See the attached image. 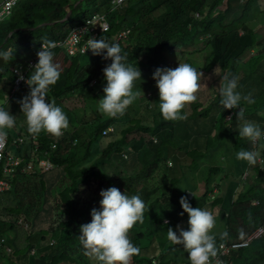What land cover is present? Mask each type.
Segmentation results:
<instances>
[{
  "label": "trees",
  "instance_id": "1",
  "mask_svg": "<svg viewBox=\"0 0 264 264\" xmlns=\"http://www.w3.org/2000/svg\"><path fill=\"white\" fill-rule=\"evenodd\" d=\"M117 1L23 0L14 7L11 17L0 23V46L15 48L13 59L18 64L25 63L40 50L43 40L65 39L74 28L96 15H106L109 29L100 32L97 39L103 37L118 43L133 66L149 67L165 62L167 67L175 68L176 62L168 61L172 55L193 67L197 64L203 74L197 101L186 105L183 112L187 119L182 121L163 120L160 112L157 115L152 97L140 100L133 108L131 105L123 117L108 118L98 112L97 103L104 95L103 69L111 60L94 56L90 50L77 56L55 50L54 63L59 65L61 76L50 92L55 104L66 113L69 128L60 137L44 132L31 135L18 121L6 134L7 155L15 154L23 162L21 166L13 165L11 171H5L2 164L0 170V177L9 185L0 191V239H5L0 242V264H96L79 243V228L91 221L93 208L99 209L100 191L112 186L122 194L140 195L146 205L143 222L128 233L130 241L140 249L130 264H189L182 246L167 239L169 227L175 230L178 224L187 226V213L186 219L180 215L181 196H186L190 189L196 191L192 178L201 176L206 192H196L195 199L200 205L207 204L208 184L221 188L223 179L232 178L228 170L231 149L238 152L250 149L247 140L232 137L239 125L237 118L234 122L238 111L228 121L232 109L219 105V86L227 71L239 78L238 90L242 94L251 93L258 83L264 86V52L252 55L263 47L258 16L261 14L264 22V0ZM69 11L71 21H62ZM77 15L81 16L79 22L75 21ZM92 26L100 30L101 21L94 20ZM127 30V36L117 41L116 34ZM143 53L147 63L139 61ZM197 53L199 56H195ZM8 73L13 83L14 75ZM152 74L138 86L155 89ZM138 86L134 89H140ZM90 94L95 98L91 104L86 100ZM80 96L85 99L84 106L71 108L64 104L65 99ZM4 98L6 95L0 93V99ZM254 99L260 101L251 105V111L264 108V92L255 94ZM142 112L156 117L154 126L143 125ZM133 118L138 121L132 122ZM138 126L149 137L145 134L134 137L133 131ZM154 137H158V142ZM128 145L131 156L124 159L122 150ZM189 158V164L183 162ZM207 158L213 167L204 176L206 168L201 161ZM44 162L52 166L50 171L45 170ZM28 165L33 166V173L22 169ZM225 171L228 175L223 178ZM256 171L263 174L260 168ZM53 172L61 174L56 181L50 179ZM258 183L264 185V176H259ZM258 183L247 186L234 200L232 213L236 221L230 217L231 213L226 216L224 211L220 212L223 228L236 222L240 231L252 232L264 224V200L261 207L252 212L249 209L253 198L258 196ZM221 201L216 199L211 206ZM19 219L29 222V227L25 228ZM262 262L264 238L236 252L230 264Z\"/></svg>",
  "mask_w": 264,
  "mask_h": 264
},
{
  "label": "clouds",
  "instance_id": "2",
  "mask_svg": "<svg viewBox=\"0 0 264 264\" xmlns=\"http://www.w3.org/2000/svg\"><path fill=\"white\" fill-rule=\"evenodd\" d=\"M3 1L5 0H0V3ZM21 1L23 0H18L14 7ZM121 1L123 0L117 2L120 3ZM11 15L6 16L1 22L10 18ZM260 15L258 19L260 18L263 21ZM65 18L62 21H66ZM94 20L101 21L100 30L92 26ZM106 23L108 25L107 29L104 27ZM262 24L260 23V25ZM109 26L110 23L106 15H96L93 20H88L86 24L74 28L65 39L53 42H44L45 40H43L40 50L27 62L21 64H18L16 59L12 61L15 48L0 46V62L7 64L11 61L12 64H8L7 67H9L8 71H11L14 75L12 87L5 94L6 98L3 101L6 105H9L12 103L9 101L11 98L18 96V94L20 97L25 95L20 101L18 100V103L27 125L23 124L22 121L19 122L25 126V130H28L29 134L39 135L44 132L60 137L63 131L69 128L66 113L62 107L55 104L50 92L51 86L55 85L61 76L59 65L54 63V54H56L54 51L59 49L69 56H77L78 53L83 54L90 50L94 56L111 60V63L103 69V77L106 82L103 86L104 95L97 103V110L102 115L108 118L123 117L131 105L133 108L140 100L152 97L157 104V115L160 112L163 120L182 121L187 119V115L183 110L186 105L197 101L196 93L200 89V80L203 76L202 72L198 71L199 66L195 64L194 68L187 62L182 63L178 57L173 55L168 57V61H175L177 64L175 68L167 67L165 62L149 67L143 65L133 66L127 62V55L122 52L118 43L109 42L103 37L97 39L100 32L108 31ZM259 31L264 32L261 26ZM127 34L128 30L119 31L116 34L117 41L121 40L122 37H126ZM11 35L12 32L9 36ZM73 36L75 38L72 39ZM262 36L263 38L259 40H261L263 47L257 48L252 55L260 53L261 50L264 52V35ZM144 55L143 53L139 61L145 59L142 63H147L148 60ZM150 72H153L152 79L155 81L156 88L145 89L138 86L139 83L147 79ZM1 79L0 74V83L2 84L0 90L3 91L4 82ZM221 79L219 105L222 109H232V112L227 116L228 121L233 120L236 115L235 111H238L234 122L237 118L239 125L232 137L234 139V137L238 138L239 136L240 139L247 140L250 149L240 150L239 152L235 148L231 149L230 168L228 170L232 178L223 179L220 183L221 188L208 184L210 188L207 204L200 205L195 199L196 192L201 194L206 192L201 176L192 178L197 187L196 191L190 189L187 191L186 196H181L179 203L182 212L180 215L183 216V219H186L185 213H187V226L184 228L178 224L175 230L169 227L167 229V239L173 245L182 246L188 254L189 264H230L236 252L249 248L254 242L264 238V224L258 226L252 232H244L243 229L240 231L236 222L232 223L229 228H223L224 222L220 218V212L224 211L226 216L231 213L230 217L236 221L235 213H232L235 210L234 200L241 192H245L250 184L258 183L259 176H264V169L262 168L264 167V108L256 111L250 110L255 101H260L254 99V95L263 93L264 86L260 87L261 83H258L251 93L242 94L238 90L239 78L231 71L225 72ZM136 86L140 89H134ZM67 100L69 99L64 100L65 105ZM242 103H245V105L241 106ZM16 104L15 102L11 105ZM247 110H249L248 113ZM140 118L143 120V125L148 128L154 126L156 122V117L147 115L146 112H142ZM16 120L15 116L5 108V105L0 106V138H6V155L8 144L6 130L12 129ZM134 121H138L137 118L132 122ZM139 127H135L133 136L136 137L137 135L134 132H138V135L145 134L149 137V134L144 133ZM111 130H114V127ZM131 133H128L129 137H132ZM203 138L207 140L206 136H203ZM154 140L158 142L159 139L154 137ZM205 142L207 143V141ZM53 147L55 148V145ZM129 149L130 146L128 145L122 150L124 159L130 158ZM10 156L20 158L15 154ZM7 157L9 156L7 155ZM216 158L217 165H220L221 158L219 155ZM243 161L245 165L240 172L239 167ZM170 164L173 165V163ZM201 165L206 168V170L203 169L204 176L213 167L208 158L203 163L201 161ZM257 168L263 170L262 175L257 173ZM22 169L27 170L28 173L34 172L32 165L22 167ZM51 169L52 166L49 170L45 167L46 171ZM252 174H254V182H246L242 179L245 175L250 178ZM226 175L228 174L225 171L222 177L224 178ZM212 187L213 191H211ZM214 193H218V196H214ZM99 195L102 197L99 201V209L93 208L90 212L91 221L79 228V243L85 250V254L94 258L96 264H130L132 257L138 255L140 249L130 241L128 233L138 222H143L145 202L140 195L129 196L126 192L122 194L115 186L106 190L102 189ZM190 195L192 196L190 197ZM260 197H264V187L262 188V195L253 198L249 207L250 211L263 205L264 198L260 200ZM219 198L222 199L221 203L212 207L214 201ZM242 212L245 214V210ZM217 221L219 222L218 227L216 226ZM19 223L23 224L25 228L30 225L25 219H19ZM32 251L36 250L33 249ZM154 263H156V260H154ZM171 264L177 263L173 262Z\"/></svg>",
  "mask_w": 264,
  "mask_h": 264
},
{
  "label": "rangeland",
  "instance_id": "3",
  "mask_svg": "<svg viewBox=\"0 0 264 264\" xmlns=\"http://www.w3.org/2000/svg\"><path fill=\"white\" fill-rule=\"evenodd\" d=\"M70 12V11H69ZM68 15V14H67ZM80 19H81V16L80 15H77V17H76V22H79L80 21ZM68 20H70L71 21V18L70 19H68ZM68 20H66V21H68ZM259 20V23H262L263 21L259 18L258 19ZM73 23V22H72ZM70 26H71V22H70ZM261 29H262V31H264V23L261 25ZM263 35H264V32L262 33ZM204 51H202L201 53H203ZM207 52V51H206ZM195 56H199L198 55V53L195 55ZM15 59V58H14ZM13 59V60H14ZM12 60V61H13ZM143 60H145V59H143ZM142 60V61H143ZM8 64H12V62L11 61H9L7 64H4V63H2V64H0V74H1V76H2V79H1V81L2 82H4V89H6V88H8L9 90L11 89V87H12V82H11V80H10V75H9V73H8V70H9V67H7L8 66ZM215 74H212V76H211V78H213V76H214ZM1 86H2V84L0 83V89H1ZM9 90L8 91H6V92H4V91H1V94L3 95V96H5V94L6 93H8L9 92ZM25 95H23V97H24ZM89 96V95H88ZM23 97H20L19 96V94H18V96L16 95L14 98H11L9 101L10 102H12L11 104H13V103H17L16 105H11V104H9V105H6L5 104V101H3V99H0V106H2V105H5V108L8 110V111H10V113L12 114V115H14L15 116V119H17L18 121H22V123L23 124H25V125H27L26 124V120H25V117H24V114L22 113V111H21V108H20V104L18 103V100L20 101ZM85 100V99H84ZM84 100H83V98H82V96H80V97H77V98H74V99H70V100H67V103H66V105L68 106V107H71V108H79V107H82V106H84L85 105V102H84ZM86 100H87V102L88 103H90L91 104V102H95V98L93 97V95H91L90 94V96L88 97V98H86ZM91 110L92 111H94L95 110V108H94V106H92V108H91ZM89 111V112H91L92 113V111ZM88 115H90V113H88ZM18 121H16L17 123H19ZM6 132H7V134H10V130H6ZM137 136H138V134H137ZM180 153V152H179ZM183 154V153H182ZM113 161H115V160H112V162ZM190 158L189 159H184L183 160V162L184 163H186V164H189L190 163ZM245 165V162L243 161L242 163H241V165H240V167H239V171L241 172L242 171V167ZM263 169H264V167H262ZM58 175H61V174H59V173H57V172H53L51 175H50V179L52 180V181H56V180H58L59 179V177H58ZM242 179L244 180V181H246V182H254V174H252L251 176H250V178L248 177V175H245V176H243L242 177ZM244 185V184H243ZM259 187V188H258ZM264 186L263 185H260V184H258V186H257V194L258 195H262V188H263ZM238 190H239V188H238ZM192 195H190V197H191ZM214 196H218V193H214ZM264 197H260L259 199L260 200H262ZM227 207V206H226ZM252 211V210H251ZM55 223H57V222H55ZM56 225V224H55ZM44 227H47L48 226V223L47 224H44L43 225ZM56 235H58V234H56ZM51 236V235H50ZM41 237V236H40ZM49 237V236H48ZM155 246L157 247V243L155 242ZM158 250V249H157Z\"/></svg>",
  "mask_w": 264,
  "mask_h": 264
},
{
  "label": "built area",
  "instance_id": "4",
  "mask_svg": "<svg viewBox=\"0 0 264 264\" xmlns=\"http://www.w3.org/2000/svg\"><path fill=\"white\" fill-rule=\"evenodd\" d=\"M18 0H5L2 3H0V22L6 17L11 15L14 5L16 4ZM105 29H107L108 25L107 23L104 25ZM75 38V36L72 37V39ZM21 142L22 140L19 139ZM6 138L2 137L0 138V170L5 165L4 170L5 171H11L13 165H20L21 159L16 158L13 156L7 157L6 153ZM43 165H45L46 169L49 170L51 165L44 162ZM32 167L30 166V169ZM9 187L8 182L0 177V190H5ZM5 239L2 238L0 242H3ZM1 246V245H0Z\"/></svg>",
  "mask_w": 264,
  "mask_h": 264
},
{
  "label": "water",
  "instance_id": "5",
  "mask_svg": "<svg viewBox=\"0 0 264 264\" xmlns=\"http://www.w3.org/2000/svg\"><path fill=\"white\" fill-rule=\"evenodd\" d=\"M71 11L68 13V15H67V17L65 18V20H67V19H69L70 18V16H71Z\"/></svg>",
  "mask_w": 264,
  "mask_h": 264
},
{
  "label": "crops",
  "instance_id": "6",
  "mask_svg": "<svg viewBox=\"0 0 264 264\" xmlns=\"http://www.w3.org/2000/svg\"><path fill=\"white\" fill-rule=\"evenodd\" d=\"M22 125V124H21ZM25 130V129H24Z\"/></svg>",
  "mask_w": 264,
  "mask_h": 264
}]
</instances>
